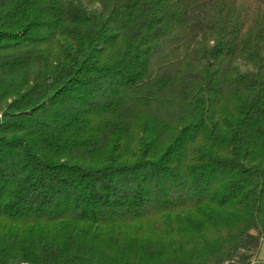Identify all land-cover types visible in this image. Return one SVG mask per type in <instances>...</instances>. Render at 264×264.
<instances>
[{
  "label": "trees",
  "instance_id": "16d2710c",
  "mask_svg": "<svg viewBox=\"0 0 264 264\" xmlns=\"http://www.w3.org/2000/svg\"><path fill=\"white\" fill-rule=\"evenodd\" d=\"M263 242L264 0H0V264Z\"/></svg>",
  "mask_w": 264,
  "mask_h": 264
},
{
  "label": "rangeland",
  "instance_id": "374dc122",
  "mask_svg": "<svg viewBox=\"0 0 264 264\" xmlns=\"http://www.w3.org/2000/svg\"><path fill=\"white\" fill-rule=\"evenodd\" d=\"M138 232H148V228L146 226H142L141 225V228L138 227ZM131 234H134V233H131ZM253 263L254 264H263L264 263V242L263 244L261 245V248L260 250L258 251V253L256 254L255 258L253 259Z\"/></svg>",
  "mask_w": 264,
  "mask_h": 264
},
{
  "label": "clouds",
  "instance_id": "9594fccd",
  "mask_svg": "<svg viewBox=\"0 0 264 264\" xmlns=\"http://www.w3.org/2000/svg\"><path fill=\"white\" fill-rule=\"evenodd\" d=\"M97 8H100L101 6L99 4L96 5Z\"/></svg>",
  "mask_w": 264,
  "mask_h": 264
}]
</instances>
